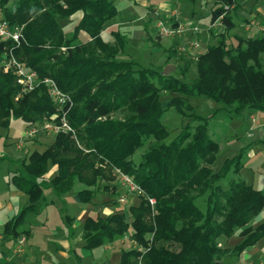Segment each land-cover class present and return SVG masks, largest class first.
Listing matches in <instances>:
<instances>
[{
  "label": "trees",
  "instance_id": "trees-1",
  "mask_svg": "<svg viewBox=\"0 0 264 264\" xmlns=\"http://www.w3.org/2000/svg\"><path fill=\"white\" fill-rule=\"evenodd\" d=\"M10 1L0 0V7L11 24L21 26L20 43L0 40V65L11 51L41 78L54 79L72 99L66 117L75 136L57 133L43 150L19 159L10 183L27 202L3 225L4 239L26 235L20 226L37 211L46 188L64 196L79 183L80 201L92 202L108 192L117 204L116 168L144 194L127 210L87 217L82 237L84 246L93 249L128 234L138 247L122 248L118 264H232L223 259L238 257L264 238V220L253 222L264 209V191L238 176L242 153L225 159L217 170L211 166L219 151L211 118L219 110L264 112V32L235 35L230 46L225 38L235 26L230 13L238 8L237 0H214L210 23L218 19L220 25L209 31L217 42L196 59L181 53L178 73L170 74L118 58L127 45L125 36L112 30L110 39L103 37L119 13L112 0H17L12 8ZM64 18L76 21L74 34L64 31L59 22ZM167 20L176 23L174 16ZM79 32L86 37L76 42ZM178 43L167 48L168 58L178 56ZM18 92L13 71L0 67V127L8 128L12 117L22 119L25 128L59 119L45 85L16 99ZM193 97L219 106L208 116L193 113L196 123L182 126L166 142L164 112L173 108L186 116ZM144 144L135 163L132 156ZM51 167L54 173L45 181ZM226 177L223 187L220 180ZM148 197L154 198L153 207ZM198 197H204V209L195 203ZM234 235L238 240L227 244Z\"/></svg>",
  "mask_w": 264,
  "mask_h": 264
},
{
  "label": "rangeland",
  "instance_id": "rangeland-1",
  "mask_svg": "<svg viewBox=\"0 0 264 264\" xmlns=\"http://www.w3.org/2000/svg\"><path fill=\"white\" fill-rule=\"evenodd\" d=\"M112 1L117 6L119 13L113 19L111 27L103 34V37L106 40L110 39V32L112 30H119L125 36L127 45L125 51L118 55V58L120 59L133 60L142 66L157 67L159 70L164 71V74H170L173 72L178 73L179 69L174 66L172 60L179 58L181 53L182 55H186L179 51V47L195 40L196 37L191 35L188 40L180 44L178 46V56L174 57L172 60L171 58H168V54L163 50L164 47L167 46L166 41H162L159 46L150 42V39H147V36L149 35L151 40H156L157 43L162 39L165 40V38L159 36L156 24L159 18H164V16H167L168 13L171 12V10L177 12V15L180 16L184 24L194 25L198 28V32L202 33V38H204V40L201 47L194 50V53L198 52V54H200V50L202 51L207 44H215L217 42V38L213 37V39L208 40L205 37L206 28L210 24V8L212 6V0ZM16 2L17 0H11L9 7H14ZM261 2L264 6V0H261ZM256 6L255 2L251 0V11H253ZM232 18L237 24L230 29L228 35L225 36L229 46L236 41L235 38L232 39L233 35H247V32L243 29L241 14L238 13L237 15H234L232 13ZM59 22L66 33L70 35L74 34L75 20L64 18L59 19ZM85 37L86 36L83 32H79L77 34L76 42L83 41ZM178 37H183V35ZM187 57L189 56L187 55ZM176 60L177 59L174 61ZM191 103L192 108L184 109L185 114H187L186 116L177 113L173 108H169L164 112L161 120L167 126L169 131V136L165 140L166 142H169L175 137L182 126L188 123H196L193 119V113L208 116L219 106V104L215 103L213 100L203 97H193ZM248 110L249 109L246 108L239 114L230 113L226 110H219L211 118L209 126L213 132L214 138L219 143L218 154L211 166L214 170H217L221 167L225 159L231 158L241 152L244 165L238 176L244 179L247 183H252L254 187L264 189V140H257V142H255L253 138H250L247 135L249 127L254 125ZM257 112L261 113L263 111L257 110ZM24 128L25 122L16 117L11 118L8 128L0 127V202L5 205L10 201L11 204L14 205V210L7 205L0 210V224L6 219L11 218L26 204L25 195L9 196L6 192L7 189L12 186L10 183V177L15 173L16 168H18L20 164L19 158L29 155L34 149L42 150L45 146L43 144L36 146L30 144L25 146V144L27 142H48L52 139L53 135H55L39 131L34 136L30 137L21 148H17V143L23 135ZM145 148L146 144L136 150L132 156L135 163L140 161L141 154L144 152ZM44 180L46 181L47 178ZM115 180L116 182H119L117 176H115ZM119 184L122 185L121 183ZM220 184L223 187H227L228 177L221 179ZM82 187L81 184L77 183L74 189L64 196L57 195L50 188L44 190L45 198L44 200H41L37 211L29 213L24 224L20 226V229L22 230L31 229L28 238L31 246L29 252L24 257L27 258V264H118L120 246L125 249L138 247V244L128 239V234L127 236L124 235L122 238H117L118 241H109L110 244L113 243L111 248H108L109 245H107V240L94 250H88L84 247V239L81 236V224L83 219H77L76 217L79 216L82 210L84 211V214L87 215H92L93 213L87 212V210H89V205L80 202L76 198L77 190ZM122 189H126V187L119 188V191L121 192ZM134 196L136 195L128 193L126 197L127 201L131 198H135ZM99 197L101 196L97 195L95 200L99 199ZM123 202L120 201L118 202L120 204L109 207L110 212L115 211L118 208L127 210L128 204H126L127 202H125V204ZM195 203L200 208H205L204 197H198L195 200ZM262 211L255 218L258 220L261 218L263 219L264 212ZM67 215L74 217V221L69 224L72 226L73 231L71 237L68 235L66 228ZM2 228V225H0V231L3 232ZM64 238L69 240L71 248L75 249L77 257L68 250L67 256L55 251V245H57L55 242H57L58 239ZM237 240L238 237L234 235L227 240V244L232 245ZM263 243L264 239H261V241L258 242V247L260 248ZM9 247V243L6 244V249H1L0 247L1 257L2 255L12 256L11 252L7 251ZM49 252H52V254ZM236 260V256H230L225 259V261L233 264H237Z\"/></svg>",
  "mask_w": 264,
  "mask_h": 264
},
{
  "label": "crops",
  "instance_id": "crops-1",
  "mask_svg": "<svg viewBox=\"0 0 264 264\" xmlns=\"http://www.w3.org/2000/svg\"><path fill=\"white\" fill-rule=\"evenodd\" d=\"M237 1H238V6H237L238 8L234 9L230 13V17H231L232 21H233L232 13L234 15H237L239 13L242 16L241 21H242V24L244 27L243 29L247 32L246 36H255V35H259V34L263 33L264 32V6H263V4H261L262 3L261 0H253L255 2V6L257 5L253 11H251V9H250V1L251 0H237ZM214 7H215V2H214V0H212V6L210 8V12L212 11V9ZM230 9H233V5L230 7ZM169 15H173L175 17V15H177V12L175 10H171V12H169L167 16H169ZM177 19L182 21V19L180 18L179 15H177ZM234 23H235V25L237 24L236 22H234ZM111 25H112V23H111ZM111 25L104 30L103 34L106 33V31H108V29L111 27ZM219 25H220V22L218 19L213 24H211V23L209 24V26L206 28V33H205L206 39H208V40L213 39L212 33L209 31V28H211V27L218 28ZM191 35L196 37V39L199 40L200 47H201V44H202L204 38H202V33H200V32H198L196 34L194 33V35H193V33L188 32L187 35H183V37L168 38L165 40L162 39L158 43L156 42V40H151V37L149 35L147 36V39H150V42H152L153 44H157L159 46H160L162 41H164V42L166 41L167 46L164 47V49H163L164 52L166 53V50L168 47L170 49H173L172 47H173V43L175 40H177L179 42V44L176 45V47H178L184 41L188 40ZM234 37H235V35L232 36V39H234ZM207 46H208V44L206 45V47L202 51L200 50V52H204L206 50ZM172 59H174V57H171V60ZM175 59H177V58H175ZM174 60H172L174 66L178 67L180 65V61L178 59L176 61H174ZM263 60H264V56H263ZM248 111H249V115L252 117V120H253L252 122L254 123V125H251L249 127V132L247 135L250 138H253L255 142H257V140L258 141L264 140V112L258 113L257 111H253V110H248ZM50 141H48V142L47 141L36 142L37 144L33 143V142H27L25 144V146L30 145V144H32L34 146L39 145V144L40 145L43 144L46 146V144L49 143ZM243 165H244V162H243ZM54 170H55V167H51L49 169V171L47 172V174L45 175V178L49 179V177L54 173ZM117 184H118V193L115 196L117 197V202H120L119 197L122 193H125L126 189H122V191L120 192L119 188H124V186L120 185L119 182H117ZM249 184H252V183H249ZM78 190H77V192H78ZM262 190L264 191V189H262ZM6 192L8 193L9 196L25 195L23 192L16 190L14 188V186H10V188L7 189ZM97 195H100L101 197H99V199H97V200H95V198H96L95 197L92 202H82V201H80L78 194H77V197L75 196L80 202L86 203L87 205H89V210H87V212L93 213L92 215H87V214H84V211L82 210L80 212L79 216L76 217L77 219H79V218L83 219L82 224H81L82 228H83V223L87 217H89V216L90 217H97V216H104V215L110 214L114 211L110 212L109 207L120 204V203L113 204L111 202V197H110L108 192L98 193ZM134 197L135 198H131L128 201L126 199V201H124L123 203L125 204V202H127L126 204H128V206L130 204L137 203L140 197H138V195H136ZM26 202H27V196H26ZM6 205L10 208H13V210H14V205L11 204L10 201H8V203L5 205H4V203L0 202V210ZM262 212H264V209ZM11 218L6 219L0 225H2V227H3L5 222H7ZM261 219L258 220L257 218H255L253 222L259 223V222L264 220V218L262 220ZM66 220H67V224H66L67 232H68V235L71 237L73 235V231H72V226H70L69 224L74 221V217L67 215ZM2 230H3V228H2ZM26 230H28L26 235H24L26 241H25L24 249L21 252H16V246H17L18 240L4 239L3 235H2V231H0V247H1V249H4V248L6 249V244L9 243L10 247H9V249H7V251H10L12 254V256H10V255H7V256L2 255V257L0 256V264H27V258H24V257L30 250L31 245L29 244L28 238H29V234H30L31 229H26ZM82 231H83V229L81 230V236H82ZM128 239H130V238H128ZM261 239H264V238H261ZM261 239L258 240L254 245L249 246L246 249H244L243 252L238 257L236 256V258H237L236 263L237 264H264V243L260 246V248L258 247V242L261 241ZM115 240L118 241V239H115ZM115 240H113V241H115ZM55 244H57V245H55V251L56 252L67 256L68 255L67 250H68L75 257H77L75 254V249L71 248V243L69 242L68 239H66V238L58 239L57 242H55ZM112 244L113 243L110 244L108 241V243H107V245H109L108 248H111ZM84 245H85V241H84ZM94 249L95 248L88 249V250H94ZM121 249H122V247L120 246V253H121ZM49 253L52 254V252H49ZM228 257H230V256H228ZM228 257H225L223 259V261H225V259H227ZM119 258H120V256H119ZM14 261H16V262H14ZM225 262H227V261H225ZM101 264H105V263H101Z\"/></svg>",
  "mask_w": 264,
  "mask_h": 264
},
{
  "label": "built area",
  "instance_id": "built-area-1",
  "mask_svg": "<svg viewBox=\"0 0 264 264\" xmlns=\"http://www.w3.org/2000/svg\"><path fill=\"white\" fill-rule=\"evenodd\" d=\"M225 9L228 8L227 5L224 6ZM173 15L165 16L164 18H159L156 28L159 36L161 37H176L187 35L188 32L198 33V28L194 25H186L182 21L177 19V15H175V24L170 23L167 18ZM221 17V16H220ZM21 36V26L11 24L3 15V11L0 7V40H10L15 46H18L20 43ZM200 47V42L198 39L192 40L188 42L186 45H181L179 47V51L185 53L189 57L196 59L199 55L198 52L194 53ZM200 53V52H199ZM198 54V55H197ZM4 70H11L15 74L16 83L19 86V92L16 96V99L24 93L30 92L36 89L39 85L43 84L47 88L49 96L52 101L57 106L59 111V119L57 121H44L40 125H33L24 128L23 135L17 143V148H21L24 144L26 138H30L37 134L39 131L57 134L60 132H68L74 135V130L70 126L66 114L67 109L72 105V99L69 94L62 91L54 79L52 78H41L38 73L34 69H30L27 65L19 61L13 53L10 51V54L6 56L1 61V65ZM116 176L123 186L126 187L125 193H122L119 197V201L123 202L126 200L128 193L135 195H142L144 191L142 188L137 185L129 175L121 171L120 169H115ZM148 201L150 205L153 207L155 204L154 198L148 197ZM25 236L22 235L18 239V243L16 246V252H21L24 249L25 245ZM140 264V263H139Z\"/></svg>",
  "mask_w": 264,
  "mask_h": 264
}]
</instances>
